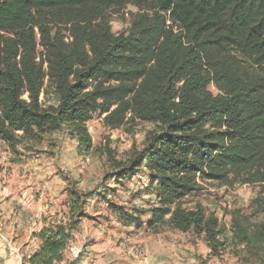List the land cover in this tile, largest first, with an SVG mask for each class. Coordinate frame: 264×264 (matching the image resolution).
I'll return each instance as SVG.
<instances>
[{
    "label": "trees",
    "instance_id": "16d2710c",
    "mask_svg": "<svg viewBox=\"0 0 264 264\" xmlns=\"http://www.w3.org/2000/svg\"><path fill=\"white\" fill-rule=\"evenodd\" d=\"M126 5L142 11L115 35L107 12ZM49 94L55 103L45 106L40 96ZM95 115L110 130L154 127L140 152L114 162L119 184L144 168L157 199L144 224L111 204L123 224L168 226L219 246L217 220L181 206L204 182L257 186L264 216V0H0V142L9 162L21 164L56 133L88 152ZM91 196L71 185L66 217L42 219L23 262H61ZM242 240L264 242V220Z\"/></svg>",
    "mask_w": 264,
    "mask_h": 264
},
{
    "label": "rangeland",
    "instance_id": "374dc122",
    "mask_svg": "<svg viewBox=\"0 0 264 264\" xmlns=\"http://www.w3.org/2000/svg\"><path fill=\"white\" fill-rule=\"evenodd\" d=\"M140 11L131 5L110 9L107 17L111 32L115 35L126 32L133 16ZM209 89L215 93L213 87ZM40 101L45 106L55 103L52 94L41 95ZM87 129L93 146L88 152L78 149L76 139L56 133L46 137L35 153L24 156L19 170L42 169L46 178L50 177L49 189L29 198L20 196L24 202L10 204L9 195L2 194L0 188V234L1 228L8 224L28 222L32 228L43 218L58 221L66 217V197L72 185L83 194L91 192L92 196L85 204L86 217L58 264H264V242L246 244L242 240L243 236L253 235L264 220L262 211L253 202L259 197L257 186L204 182L200 183L198 192L181 201L182 208L194 210L198 205L206 217L217 220L219 246L214 248L203 235L192 232L183 233L168 226L147 229L125 225L111 204L140 218L144 224L157 199L144 168L119 184L111 175L114 162H126L140 152L154 127L135 121L110 130L104 126L102 117L95 115L87 123ZM9 161L7 150L0 142V184L4 183L5 171L12 166ZM31 163L32 167H27ZM30 203L36 205L33 214L27 209ZM4 213L8 214L7 218ZM31 228L19 229L21 237L16 242L0 236V264H26L23 260L36 243Z\"/></svg>",
    "mask_w": 264,
    "mask_h": 264
},
{
    "label": "crops",
    "instance_id": "0c3cea01",
    "mask_svg": "<svg viewBox=\"0 0 264 264\" xmlns=\"http://www.w3.org/2000/svg\"><path fill=\"white\" fill-rule=\"evenodd\" d=\"M34 162L32 161V163H34ZM32 163L29 164L27 167L31 168ZM19 167H21V165L9 166L10 170L5 171L6 174L4 176V179H5L4 183L0 184V188H2V194H4L5 196L9 195L8 197L12 201L10 204H12V203L17 204L20 202L21 203L24 202V200L20 199L21 198L20 196H24V197L27 196L28 197L30 195L37 194L41 190L49 189L48 181H49L50 177L46 178V173H43L42 169L38 170L37 168L33 167V169H34L33 171L32 170L30 171L28 169L27 170L28 172H26V171L21 172L22 170H19ZM0 179H1V177H0ZM25 200H26V202L29 201V199H25ZM35 206H36L35 204H31V203L28 205L27 209H29L30 214L34 213ZM38 211H39V209H38ZM9 213H11V210L8 211V214ZM8 214H5L6 218H7ZM24 223H26V224H23L21 222L20 224H17L15 226L12 224L5 225L4 228H1L3 232L0 234V236L7 241L16 242L21 237V232L19 229L24 230V229H26L27 226H29L31 228V223L30 224L28 222H24ZM0 227H2V223L0 224ZM13 227H15L16 229H14ZM41 227H42V222H39V224L34 223V227H32L30 229L31 234L38 232L41 229ZM32 240H35V239L32 238ZM37 246H38V243L36 242L35 247L32 249L30 254H32L36 251Z\"/></svg>",
    "mask_w": 264,
    "mask_h": 264
}]
</instances>
